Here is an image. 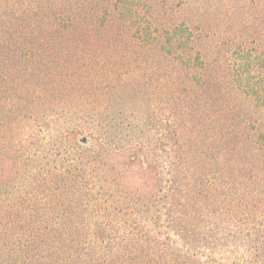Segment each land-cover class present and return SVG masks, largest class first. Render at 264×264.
Segmentation results:
<instances>
[{
    "label": "trees",
    "instance_id": "1",
    "mask_svg": "<svg viewBox=\"0 0 264 264\" xmlns=\"http://www.w3.org/2000/svg\"><path fill=\"white\" fill-rule=\"evenodd\" d=\"M0 264H264V0H0Z\"/></svg>",
    "mask_w": 264,
    "mask_h": 264
}]
</instances>
